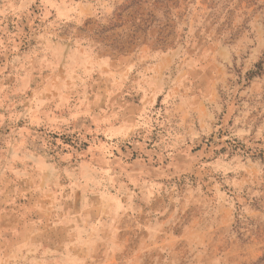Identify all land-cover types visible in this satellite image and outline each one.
I'll list each match as a JSON object with an SVG mask.
<instances>
[{"label": "rangeland", "instance_id": "rangeland-1", "mask_svg": "<svg viewBox=\"0 0 264 264\" xmlns=\"http://www.w3.org/2000/svg\"><path fill=\"white\" fill-rule=\"evenodd\" d=\"M0 264H264V0H0Z\"/></svg>", "mask_w": 264, "mask_h": 264}]
</instances>
